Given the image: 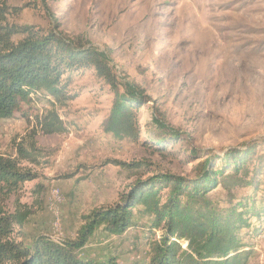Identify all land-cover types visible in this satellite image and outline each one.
Returning a JSON list of instances; mask_svg holds the SVG:
<instances>
[{"label":"rangeland","instance_id":"obj_1","mask_svg":"<svg viewBox=\"0 0 264 264\" xmlns=\"http://www.w3.org/2000/svg\"><path fill=\"white\" fill-rule=\"evenodd\" d=\"M2 1L7 24L42 32L58 27L72 42L102 53L117 84L109 86L93 68L74 72L71 100L32 96L0 124V156L35 176L8 199L0 197L7 213L18 206L30 213L14 227L13 240L23 247L41 236L75 240L83 217L115 205L137 181L195 179L210 166L224 168L231 151L241 157L253 149L237 175L223 171L207 198L219 215L238 202L260 213L247 216L251 226L240 236L248 264H264V0H47L50 13L42 0ZM124 84L148 100L139 110L136 141L114 138L103 127ZM49 112L63 133L41 131L37 124ZM53 190L60 196L54 206ZM149 220L136 213L122 237L99 230L79 255L147 264ZM154 233L158 240L161 233Z\"/></svg>","mask_w":264,"mask_h":264},{"label":"trees","instance_id":"obj_2","mask_svg":"<svg viewBox=\"0 0 264 264\" xmlns=\"http://www.w3.org/2000/svg\"><path fill=\"white\" fill-rule=\"evenodd\" d=\"M41 2L50 13L48 1ZM8 11L6 2H0V124L11 120L32 96L44 95L56 103L71 100L73 95H67V91L74 72L93 68L97 77L117 88L102 53L72 42L58 32V27L42 32L31 26L9 25ZM15 36L21 39L15 42ZM122 88L125 94L115 96L103 127L114 138L136 141L139 110L148 100L125 84ZM37 125L44 135L65 131L55 112H49ZM160 130L175 135L165 128ZM253 153L251 149L237 157L238 153L231 151L222 161L224 168L210 166L195 179L156 175L137 181L118 203L83 217L84 224L72 241L57 242L41 236L29 247H23L12 235L14 227L22 226L30 213L17 205L19 209L9 214L1 203L0 264H119L115 255L101 259L91 254L82 257L79 253L99 230L107 236L122 237L135 225L136 213L150 219L146 238L151 258L147 264H248L249 252L242 251L240 234L251 226L248 217L259 218L260 213L245 211L248 203L238 202L225 215H219L211 208L207 195L217 188V178L223 171L237 175ZM34 179V175L19 168L16 160L0 156L2 200ZM157 231L161 236L154 240Z\"/></svg>","mask_w":264,"mask_h":264},{"label":"built area","instance_id":"obj_3","mask_svg":"<svg viewBox=\"0 0 264 264\" xmlns=\"http://www.w3.org/2000/svg\"><path fill=\"white\" fill-rule=\"evenodd\" d=\"M50 201L52 202L53 206L60 204V196L57 192V190H53L51 192ZM52 215H53V228L57 231L60 229V217L58 211L54 208L52 209Z\"/></svg>","mask_w":264,"mask_h":264}]
</instances>
